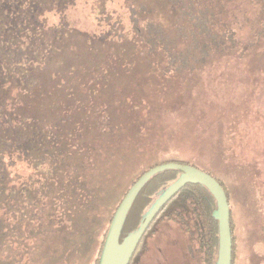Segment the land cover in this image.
<instances>
[{
    "label": "rangeland",
    "instance_id": "obj_1",
    "mask_svg": "<svg viewBox=\"0 0 264 264\" xmlns=\"http://www.w3.org/2000/svg\"><path fill=\"white\" fill-rule=\"evenodd\" d=\"M140 1L14 0L13 14L0 11V49L6 55L1 70L26 74L28 96L35 94L37 76L48 87L42 105L19 110L18 120L0 128L6 164L1 173L6 180L0 181V264H96L110 217L139 174L154 159L183 156L229 189L234 264H264V10L252 0H222L224 20H231L241 45L254 40L251 49L242 56L217 54L196 63L194 71L166 74L154 66L164 59L144 56L143 43L131 31L128 7ZM150 1L155 9L168 0ZM168 9L157 19L165 27L169 22L170 32L183 28L177 42L182 48L195 38L192 15ZM107 14L124 17L121 37L100 36L97 28ZM152 18L144 14L142 25ZM137 95L149 105L139 103L144 135L120 128L138 104L131 108L129 98ZM70 134L87 135H77L74 157H67L77 144ZM56 164L79 181L50 186ZM188 205L181 192L165 210ZM160 228L159 235L150 231L149 242L156 237L176 257L171 238L183 245L188 239L174 222Z\"/></svg>",
    "mask_w": 264,
    "mask_h": 264
},
{
    "label": "trees",
    "instance_id": "obj_2",
    "mask_svg": "<svg viewBox=\"0 0 264 264\" xmlns=\"http://www.w3.org/2000/svg\"><path fill=\"white\" fill-rule=\"evenodd\" d=\"M14 0H0V11L4 12L7 15H11L15 12V6L13 2ZM171 1V2H170ZM194 0L186 3L184 0H168L164 4L159 5L154 9L150 4V2H146V0H142L139 4H136L133 7H128L129 11V22L131 31L134 36H136L143 43V53L148 59L156 60L159 57L164 59L163 63H156L154 66L161 69V71L167 73L181 72L182 70H195L196 63H206L214 59L217 54H235V56L245 55L251 48L248 47L251 43L253 44L254 40L250 41V43L242 44L240 39L236 37L237 31L231 24V20H224L222 16L223 11L225 10V3L222 0H208L206 2H193ZM256 2L255 4L260 6L262 10H264V0H252ZM171 3V5L169 4ZM167 5V6H166ZM170 5V6H169ZM164 6L168 9V13H172L175 8H178L182 11L183 17L184 15H192L191 24L193 27L192 32L194 33L195 38L187 42L182 48H179L177 42L182 36L185 34V31L182 29H178L177 31L170 32L168 29L170 28V23H166V27L162 25L157 19V14L164 10ZM146 13L152 14L154 18L153 20H148L146 22V26L142 25L141 17ZM187 13V15H186ZM263 20V15L260 16ZM155 19V20H154ZM184 19V18H183ZM186 20H188L186 18ZM124 17L122 15H112L107 14L104 16L102 23L97 28L100 36H104L106 34H112L114 38L121 37L124 28ZM264 21L261 23L263 24ZM179 25V24H178ZM182 27L183 25H179ZM263 35V34H261ZM260 35V37H261ZM259 37V38H260ZM187 38V37H186ZM252 46V45H251ZM193 49H196L194 51ZM198 53V54H197ZM5 53L2 49H0V64L4 62ZM6 56V55H5ZM18 59H16L17 61ZM38 84H34L35 94L33 96L27 95V88L30 87V82L28 80V76L24 74L22 71H3L0 68V128L4 126H11L14 123V119L18 120L19 110L31 108L33 106H40L44 102V96L46 97L48 94V87L44 80V78H38ZM23 94L24 96H21ZM131 104V108H133L134 103H138L135 105V109L133 110L130 119L124 122L121 129L130 128L129 134H137L144 135L146 128L140 123L141 118H143V114H141L142 109H139L143 106L148 107L146 105V101L141 96L137 95L136 97L129 98ZM128 100V99H127ZM139 103L142 104L141 107ZM127 105V104H126ZM75 106L79 107L80 103L75 101ZM114 107H125L114 103ZM107 109V107L105 106ZM109 110V109H108ZM140 113V114H139ZM143 115V116H142ZM113 115H108L107 121L112 122ZM111 118V119H110ZM104 122V121H103ZM111 125L112 132H114L116 125ZM116 131V130H115ZM119 131V129L117 130ZM78 138L83 137L87 138V135L84 134H70L69 137L71 141H74ZM81 141H84L80 139ZM79 142L77 139L75 142ZM7 146L13 145V140L7 139L5 141ZM79 144H72V148L67 152L68 156H75L78 153ZM139 148L136 146L134 150L137 152ZM82 151H86V148H83ZM139 152V150H138ZM3 157V156H2ZM173 158V157H172ZM176 161L182 164H190L196 166L214 176L224 187L230 204V192L224 181L218 177L217 175L212 174L210 171L204 169L203 167L197 165V163L187 157H174L173 159L167 158L162 161L156 162V160H152V162L148 163V167L139 174V176L132 183L134 184L139 177L146 172L148 169L152 168L155 165ZM5 161L0 156V181L2 183L5 182V177L1 175V173L6 170ZM58 165L53 166V177L50 180V186L54 188L61 187L63 184L70 182L72 179H76L79 181L75 174H72L70 171H58ZM181 171L177 169H169L160 171L155 174L139 191L136 199L134 200L128 215L126 217L125 223L122 228V232L120 235V242L124 240V238L128 235L129 232L135 231L141 224L144 216L150 206L154 203V201L159 197V195L175 180H177ZM73 183L74 180H73ZM78 184V182H76ZM80 185V184H78ZM132 186V185H131ZM130 189V188H129ZM128 189V190H129ZM128 192V191H127ZM126 192V193H127ZM186 194V199L189 205H193L192 207L195 209L197 214L201 219H207L209 226V249H210V264H217L218 259V251H219V221L215 218L214 212L217 209V201L212 192L203 184L199 183H189L184 186L180 192ZM122 201V200H121ZM120 204V203H119ZM118 204V205H119ZM61 207V206H59ZM118 207V206H117ZM116 207V209H117ZM164 206L161 211L157 214L155 219H159L162 222L159 223V227L162 225H167L170 222H174L181 227L186 228L187 224L183 222V217H179V210L174 209L172 211H166ZM231 208V227H232V238H233V264H234V256H235V236H234V219L233 212ZM115 209V211H116ZM60 210V209H59ZM189 210V208L187 209ZM114 211V213H115ZM194 211V210H193ZM61 213V211H60ZM114 215V214H113ZM113 215L110 217V223L113 218ZM170 221V222H169ZM128 228V229H127ZM108 231V229H107ZM106 231V233H107ZM106 233L104 236L106 237ZM157 235L162 234V232H156ZM105 238L102 241L101 247L98 251V255L96 257V264H98L99 257L101 254V250L103 247Z\"/></svg>",
    "mask_w": 264,
    "mask_h": 264
},
{
    "label": "water",
    "instance_id": "obj_3",
    "mask_svg": "<svg viewBox=\"0 0 264 264\" xmlns=\"http://www.w3.org/2000/svg\"><path fill=\"white\" fill-rule=\"evenodd\" d=\"M169 169H177L182 173L150 206L140 226L120 242V235L126 217L141 188L155 174ZM189 183L203 184L215 196L218 207L214 212V216L219 221V251L217 264H233L231 208L224 187L210 173L196 166L182 164L176 161L164 162L153 166L144 172L130 187L113 215L106 233L98 264H129L138 243L157 214Z\"/></svg>",
    "mask_w": 264,
    "mask_h": 264
},
{
    "label": "flooded vegetation",
    "instance_id": "obj_4",
    "mask_svg": "<svg viewBox=\"0 0 264 264\" xmlns=\"http://www.w3.org/2000/svg\"><path fill=\"white\" fill-rule=\"evenodd\" d=\"M169 202L165 205L166 207ZM192 206L188 205L189 210L178 209L179 217L186 214L182 219L187 226L186 228H181L177 222L175 224L180 228V235L182 233L188 240L186 245H183L180 240L171 238L170 249L176 250V252L174 251L176 257H171L170 253L163 249L156 237H153L152 242H149L147 236L151 234V230H155V233L162 230L158 226L162 221L154 219L138 243L129 264H210L208 221L207 219H201ZM130 233L132 231L128 235Z\"/></svg>",
    "mask_w": 264,
    "mask_h": 264
}]
</instances>
